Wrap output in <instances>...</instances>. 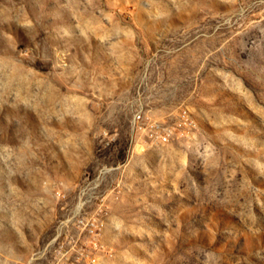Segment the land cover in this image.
<instances>
[{
  "label": "rangeland",
  "instance_id": "rangeland-1",
  "mask_svg": "<svg viewBox=\"0 0 264 264\" xmlns=\"http://www.w3.org/2000/svg\"><path fill=\"white\" fill-rule=\"evenodd\" d=\"M0 264H264V0H0Z\"/></svg>",
  "mask_w": 264,
  "mask_h": 264
},
{
  "label": "built area",
  "instance_id": "built-area-1",
  "mask_svg": "<svg viewBox=\"0 0 264 264\" xmlns=\"http://www.w3.org/2000/svg\"><path fill=\"white\" fill-rule=\"evenodd\" d=\"M172 138V131L168 130L167 132L165 131L164 133H161L158 135L157 139L160 143L162 144H167L171 141Z\"/></svg>",
  "mask_w": 264,
  "mask_h": 264
}]
</instances>
